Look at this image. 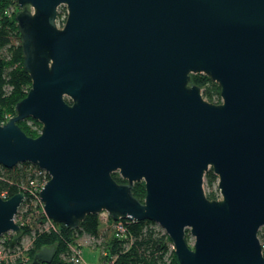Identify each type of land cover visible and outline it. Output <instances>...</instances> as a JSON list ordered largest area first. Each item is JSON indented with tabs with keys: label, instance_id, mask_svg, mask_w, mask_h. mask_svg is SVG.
I'll use <instances>...</instances> for the list:
<instances>
[{
	"label": "water",
	"instance_id": "water-1",
	"mask_svg": "<svg viewBox=\"0 0 264 264\" xmlns=\"http://www.w3.org/2000/svg\"><path fill=\"white\" fill-rule=\"evenodd\" d=\"M13 1L31 84L0 123V165L46 171L44 216L70 230L101 212L152 221L176 264H264V0ZM191 74L216 83L221 102ZM28 118L41 125L34 138L18 126ZM209 169L219 199L203 190ZM140 182L143 201L132 193ZM22 199L0 197L10 249Z\"/></svg>",
	"mask_w": 264,
	"mask_h": 264
},
{
	"label": "trees",
	"instance_id": "trees-1",
	"mask_svg": "<svg viewBox=\"0 0 264 264\" xmlns=\"http://www.w3.org/2000/svg\"><path fill=\"white\" fill-rule=\"evenodd\" d=\"M8 6L15 7L14 1L0 0V50L7 46H12L9 60L6 59L4 54L0 53V123L5 121L6 116L14 115V105L25 97L31 84L28 74L23 69L21 45L14 17L8 18L4 12ZM57 17L62 25L65 17L60 13H57ZM190 83L200 87L201 95L206 101L214 104L221 102L218 85L211 82L207 76L191 74ZM37 125L38 128L36 130L27 126L26 120L18 122L20 129L32 138L39 134L41 126ZM34 168L35 166L28 162L17 164L9 169L0 165V193H6L5 199L23 191L21 187H25L30 180L35 178V175L31 173ZM112 177L117 183L125 182L118 173H112ZM46 178L48 179V176ZM203 179L208 190L205 192L206 197L210 200L218 199V193L212 190L217 184V177L212 169L205 173ZM132 193L138 200L143 201L145 194L144 184L142 182L135 183ZM38 209V207L30 206L26 211L18 212L15 217L17 221L21 217V222H24V225L21 226L20 236L28 232V237L31 240V245L27 250L31 260L41 248L53 247L55 248V254L50 264H66L60 258V255L68 250L67 245L75 243L77 239L83 236H89L95 241H99V243L94 242L90 246L100 250V264L104 260L101 254L102 251H106L107 255L116 256L114 264H176L167 235L152 221L122 220L126 229V234L124 235L126 238H116L112 232L111 223L105 225L104 230L103 228L101 229L97 214L87 215L75 230L66 229L61 224L58 225L55 232L46 231L42 226L37 230H31L26 225V218L28 215L38 212ZM41 217V220L38 221L44 222V216L42 215ZM107 229L111 232L108 239L105 236ZM185 239L189 244L190 236L188 232L185 235Z\"/></svg>",
	"mask_w": 264,
	"mask_h": 264
},
{
	"label": "built area",
	"instance_id": "built-area-1",
	"mask_svg": "<svg viewBox=\"0 0 264 264\" xmlns=\"http://www.w3.org/2000/svg\"><path fill=\"white\" fill-rule=\"evenodd\" d=\"M15 3V2H14ZM18 10L17 5L15 3L14 6H8L5 8V13L8 18H12L15 15V12ZM16 23V22H15ZM9 117H5V121L1 123H5L8 121ZM35 166V165H34ZM31 173L35 175V178L33 180H30L26 186L21 187L23 191H20L19 193L23 194L22 202L17 210V213L20 211H26L30 206H33L34 208H39L38 212H41L44 216V213L42 211V203L39 198V191L42 189L44 184L49 179L48 174L46 171L38 168L35 166L33 170H31ZM48 176V179L46 178ZM0 197L5 199L6 193L1 192ZM16 213V214H17ZM16 216V215H15ZM100 223L107 225L111 223V228L114 236L116 238L124 237L126 234L125 232V225L122 222V219H118L116 221H113L106 212H101L98 214ZM45 217V216H44ZM19 221H17L14 217V222L19 226H23L24 222H21V217L18 218ZM130 221V220H128ZM19 223V224H18ZM43 224V229L46 231H53L55 232L58 228V224L53 223L51 220L47 219L45 217L44 222H41ZM16 235L15 233L9 231L7 233H4L0 235V264H16V263H30L31 259L27 253L28 248L31 245V240L28 238L26 244L23 246V242L21 241L22 235L18 238L17 243L14 245L12 249H10V242L12 238ZM19 236V234L17 235ZM126 238V237H124ZM99 241H95L93 238L89 236H83L75 243H70L67 245V251L63 252L60 255V258L66 263V264H81V249L85 245H91L92 243ZM169 246L171 250L173 251V245L169 241ZM102 256L104 257V260L102 264H114V261L116 259V256L107 255L106 251L101 252Z\"/></svg>",
	"mask_w": 264,
	"mask_h": 264
},
{
	"label": "rangeland",
	"instance_id": "rangeland-1",
	"mask_svg": "<svg viewBox=\"0 0 264 264\" xmlns=\"http://www.w3.org/2000/svg\"><path fill=\"white\" fill-rule=\"evenodd\" d=\"M57 13H60L63 17H65L66 8L64 6H60L58 8V10H57ZM57 24H58V26H61V22L58 20V17H57ZM11 49H12L11 45L7 46L6 48L1 49L0 53L4 54L6 56V59L9 60V58L11 56V51H12ZM25 120H26V125L27 126L33 127L34 129L37 130V128H38L37 124H39L37 121L33 120L32 118H28V119H25ZM203 190H204V192L208 191L207 187L205 186L204 179H203ZM212 190L214 192L218 193V199H219L220 198V194H219V191L217 189V186L215 185ZM41 216H42L41 212H35V214L28 215L27 218H26V225H28V227L31 230H37L41 226L43 227V224L41 222H39L41 220L40 218H42ZM99 226H100L101 229L103 228V230H104V228H105L104 224L99 223ZM187 232H188V230H186V234H187ZM106 233L107 234H105V236H107L106 239H108L110 237V235H111V232L107 229ZM28 236H29L28 232H26L25 234H22L21 241L23 242V244H22L23 246L26 244V242H27V240L29 238ZM258 237H259L260 244L263 246L264 245V228L259 230ZM192 242H193V239L190 236L189 245H192ZM99 256H100V250L98 248L94 249V248H92L89 245H85L81 249V259H82V263L81 264H100Z\"/></svg>",
	"mask_w": 264,
	"mask_h": 264
},
{
	"label": "flooded vegetation",
	"instance_id": "flooded-vegetation-1",
	"mask_svg": "<svg viewBox=\"0 0 264 264\" xmlns=\"http://www.w3.org/2000/svg\"><path fill=\"white\" fill-rule=\"evenodd\" d=\"M21 228V227H20ZM22 230V229H21ZM20 237V233H19V236H18V238Z\"/></svg>",
	"mask_w": 264,
	"mask_h": 264
}]
</instances>
